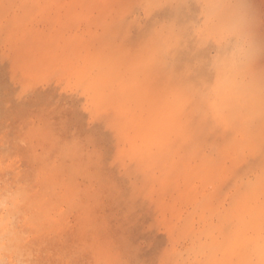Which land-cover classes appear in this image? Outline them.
<instances>
[{
    "label": "rangeland",
    "instance_id": "obj_1",
    "mask_svg": "<svg viewBox=\"0 0 264 264\" xmlns=\"http://www.w3.org/2000/svg\"><path fill=\"white\" fill-rule=\"evenodd\" d=\"M11 261L264 264V0H0Z\"/></svg>",
    "mask_w": 264,
    "mask_h": 264
},
{
    "label": "bare ground",
    "instance_id": "obj_2",
    "mask_svg": "<svg viewBox=\"0 0 264 264\" xmlns=\"http://www.w3.org/2000/svg\"><path fill=\"white\" fill-rule=\"evenodd\" d=\"M21 206H22V205H21ZM21 206H20V208H22ZM11 219H12V218H11ZM13 221H14V220H13ZM57 224H58V223H57ZM13 225H14V224H12V226H13ZM12 228H13V227H12ZM33 233H34V232H33ZM41 234H42V233H41ZM25 235H26V234H25ZM42 235H43V234H42ZM42 235H40V236H42ZM44 235H45V234H44ZM2 238H3V237H2ZM38 238H39V237H38ZM38 238H36V239H38ZM29 239H30V238H29ZM31 239H32V238H31ZM43 239H44V238H43ZM1 240H2V239H1ZM3 240H4V239H3ZM32 240H33V239H32ZM39 240H40V238H39ZM45 240H46V239H45ZM45 240H44V241H45ZM48 240H50V238H49ZM48 242H49V241H48ZM51 242H52V240H51ZM51 242H49V243H51ZM26 243H29V242L26 241ZM34 243H35V242H34ZM36 243H37V242H36ZM49 243H48V244H49ZM40 250H41V249H40ZM27 252H28V251H27ZM31 255H32V254H31ZM48 255H49V253H48ZM8 256H10V255H8ZM32 256H33V255H32ZM3 257H5V255H3ZM10 257H12V256H10ZM51 257H52V256H51ZM14 258H15V257H14ZM14 258H13V259H14ZM16 258H18V257H16ZM32 258H33V257H32ZM32 258H31V259H32ZM38 258H40V257H38ZM38 258H37V260H39ZM42 258H43V257H42ZM49 258H50V257H49ZM25 259H26V258H25ZM27 259H28V258H27ZM33 259H34V258H33ZM50 259H51V258H50ZM14 260H15V259H14ZM17 260H18V259H17ZM20 260H21V259H20ZM28 260H29V259H28ZM35 260H36V259H35ZM6 261H7V260H6ZM15 261H16V260H15ZM15 261H14V262H15ZM17 262H18V261H17ZM23 262H24V261H23ZM26 262H27V261H26ZM40 262H41V261H40ZM53 262H54V261H53ZM30 263H31V262H30ZM11 264H12V261H11ZM15 264H16V263H15Z\"/></svg>",
    "mask_w": 264,
    "mask_h": 264
}]
</instances>
